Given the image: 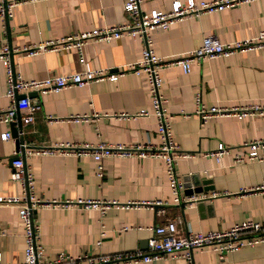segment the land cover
<instances>
[{"label": "crops", "instance_id": "1", "mask_svg": "<svg viewBox=\"0 0 264 264\" xmlns=\"http://www.w3.org/2000/svg\"><path fill=\"white\" fill-rule=\"evenodd\" d=\"M123 0H32L13 6L4 26L0 21V43L12 48L9 57L14 71L23 78L74 72L89 68L114 67L134 60L140 51L138 38L122 35L117 39L92 40L81 47L82 63L75 48L43 49L25 54L15 47L56 39L71 33L121 21L126 13ZM172 0H141L140 8L168 10ZM184 1V0H181ZM199 1V0H196ZM264 29V0H252L198 17L176 21L168 27L150 31L151 48L165 57L182 53L201 43L205 34L221 41L251 35ZM113 70V69H112ZM164 107L172 114L171 131L177 147L194 153L178 159L176 170L183 180V194L216 192L215 196L190 205L172 202L164 164L158 157L107 156L94 159L87 154L34 153L41 147L64 141L106 144L149 142L158 144L157 122L153 115L117 117L118 112L150 111L151 104L142 74H124L114 81L99 80L79 86L38 93L29 90L30 102L40 104L29 123L20 124L21 142L11 136L9 124L0 123V194L20 191L10 179L9 158L21 156L33 176V194L55 199L50 206L35 210L39 243L46 255L57 251L75 254L111 253L145 248L146 227L177 216L182 229H224L235 221L253 219L264 223V190L249 191L264 183V160L234 163L233 155H244V141L262 139L264 115L245 117L215 116L202 122L193 112L194 94L200 93L205 107L264 102V48L239 51L192 62L189 72L173 64L161 70ZM4 68L0 62V107L8 104L4 96ZM23 111L18 110L20 115ZM99 115L94 120L47 121L44 116L62 117L70 113ZM183 113H189L184 115ZM230 147L220 161L203 152L219 142ZM264 154V144L259 148ZM101 164V174L96 166ZM189 186H185V184ZM245 189V190H244ZM92 200L96 204L74 201ZM115 200L104 212L102 201ZM129 200L160 201L154 207H123ZM68 201V202H63ZM132 229L120 230L122 226ZM100 227L103 233L95 244ZM22 224L12 204L0 205V261L19 263L23 257ZM121 264V263H118ZM132 264H185L183 259L160 258ZM193 264H264V241L219 257L210 247L193 250Z\"/></svg>", "mask_w": 264, "mask_h": 264}, {"label": "built area", "instance_id": "2", "mask_svg": "<svg viewBox=\"0 0 264 264\" xmlns=\"http://www.w3.org/2000/svg\"><path fill=\"white\" fill-rule=\"evenodd\" d=\"M24 1L32 0H0V21L2 26H4L7 18L11 16L13 6ZM250 1L252 0H172L171 7L168 10L149 9L144 11L140 8L141 0H123L121 8L126 13V16L121 21L71 33L56 39H46L13 48L24 51L25 54L29 55L43 49L72 47L78 52V59L82 63L81 47L88 41L117 39L122 35L138 38L141 45L138 57L114 67L89 68L85 65L82 69L74 72L25 79L14 71L12 67L9 57L12 48L1 42L0 62L4 68V96L8 98V104L5 107H0V123L9 124L10 122L18 121L20 124H26L32 121L33 113L39 109L40 104L30 102L29 90L43 93L69 86H79L93 81H114L118 76L124 74H142L145 79L151 110L148 111L142 108L133 113L118 112L114 115L117 117L153 115L156 118L157 134L160 138L158 144L135 141L111 144L101 141L96 143L64 141L53 146L36 148L33 152L87 154L96 160L107 156L158 157L164 164L174 204L185 206L199 199L215 196L218 194L215 191L211 194H183V180L176 170L177 161L182 157H190L194 153L179 149L173 139L171 131L172 114L163 105L165 98L162 92L163 79L161 70L168 65L178 64L183 72H189L194 61L250 49H263L264 29L251 35L227 41H221L212 33L205 34L201 39V43L196 47L170 57L158 55L151 48L153 41H151L150 31L157 27L166 28L176 21L198 17L202 13L213 12ZM18 93H22V96L17 98L16 95ZM194 103L195 109L193 112L202 122H206L210 117L221 115L238 118L248 115H264V102L254 101L229 106L212 105L205 107L201 102L200 93L196 92L194 94ZM18 110L23 112L18 115ZM183 114L188 115L189 113ZM98 115L97 112L70 113L62 117L46 115L44 119L47 121H84L94 120ZM0 138L2 140L10 138V132L8 130L2 131ZM243 144L248 147V150L244 155L235 153L233 155L234 163L264 160V154L259 153V148L264 144L262 139H251L244 141ZM229 151L230 147L220 141L215 148L204 151L203 154L211 155L216 161H220L221 156ZM11 166L10 179L19 183L20 191L15 194H0V205L12 204L16 207L17 216L22 224L23 257L19 263L0 261V264H132L160 258H178L183 259L185 264H193L194 249L210 247L218 253L219 257L225 258L230 252L264 241V223L253 219L235 221L224 229L202 231L192 228L182 229L178 225L182 220L177 216L163 223L146 227L149 234L145 239L144 249L132 248L97 254H89L84 251L75 254L57 251L49 256L44 253L43 247L38 241L39 226L35 220L34 213L38 207L50 206L58 201L55 199H41L33 194V176L28 167L24 165L21 156H16L11 161ZM101 168V164H97V175L101 174ZM247 190H264V183L252 186ZM74 202L85 206L96 204L92 200L77 199ZM115 202L117 201H102L98 206L100 212H104V209ZM158 203L160 201L129 200L123 202V207H137L140 205L154 207ZM132 228L134 227L124 225L120 230ZM102 233L103 229L100 227L98 238L95 240L96 245L99 244Z\"/></svg>", "mask_w": 264, "mask_h": 264}, {"label": "water", "instance_id": "3", "mask_svg": "<svg viewBox=\"0 0 264 264\" xmlns=\"http://www.w3.org/2000/svg\"><path fill=\"white\" fill-rule=\"evenodd\" d=\"M20 96H22V93H18L16 95L17 98L20 97ZM9 128H10L11 136L17 138L15 141L17 142V140H18L19 142H21L22 138H21V135H19V132H18L20 130V123L18 121L10 122L9 123ZM15 158H16V155L10 157L9 161L11 162ZM187 185L189 186V184H185V186H187ZM197 191H198V189H189L187 194H192V192H197ZM145 243H146V241H145Z\"/></svg>", "mask_w": 264, "mask_h": 264}]
</instances>
